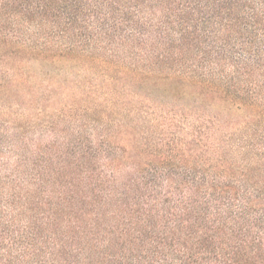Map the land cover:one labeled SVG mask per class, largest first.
<instances>
[{
    "label": "trees",
    "instance_id": "1",
    "mask_svg": "<svg viewBox=\"0 0 264 264\" xmlns=\"http://www.w3.org/2000/svg\"><path fill=\"white\" fill-rule=\"evenodd\" d=\"M0 264H264V0H0Z\"/></svg>",
    "mask_w": 264,
    "mask_h": 264
}]
</instances>
